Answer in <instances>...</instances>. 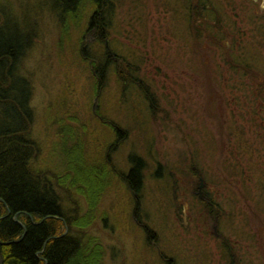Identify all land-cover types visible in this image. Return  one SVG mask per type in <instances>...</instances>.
<instances>
[{
  "label": "rangeland",
  "instance_id": "1",
  "mask_svg": "<svg viewBox=\"0 0 264 264\" xmlns=\"http://www.w3.org/2000/svg\"><path fill=\"white\" fill-rule=\"evenodd\" d=\"M33 1L7 3L25 13ZM191 2L199 29L190 0H117L108 47L117 66L98 96L80 53L94 39L80 43L84 30H72L61 42L42 9L23 65L32 135L58 164L60 126L70 123L86 166L105 175L86 232L99 264H264V0ZM127 68L133 81L123 86L116 74ZM134 154L144 163L139 197L123 180ZM86 200L75 197L79 216Z\"/></svg>",
  "mask_w": 264,
  "mask_h": 264
},
{
  "label": "trees",
  "instance_id": "2",
  "mask_svg": "<svg viewBox=\"0 0 264 264\" xmlns=\"http://www.w3.org/2000/svg\"><path fill=\"white\" fill-rule=\"evenodd\" d=\"M116 2L34 0L23 13L14 12L7 0H0V264L100 263V246L86 232L101 193V177L105 175L100 176L99 166V170L86 166L84 143L70 123L60 126L66 131L64 135L59 134L63 137L56 150L61 163L54 164L49 158L41 157L42 149L32 135L34 85L23 65L35 48L39 19L46 7L60 27L61 42L72 30H84L80 43L85 36L94 39L80 53L83 60L87 56L85 62L92 68L91 78L98 96L106 81L107 69L117 66V57L108 51ZM188 4V15L194 9L198 18L201 7L192 6L191 0ZM89 51L95 54L89 55ZM121 70L116 76L124 86L133 80L129 78V68ZM113 130L116 141H121L122 130L115 125ZM128 160L130 168L123 180L132 194L139 197L144 163L135 154ZM77 196L88 199L86 202L90 205L83 216L75 211ZM208 209L211 213L214 211ZM224 249L228 251L225 246Z\"/></svg>",
  "mask_w": 264,
  "mask_h": 264
},
{
  "label": "flooded vegetation",
  "instance_id": "3",
  "mask_svg": "<svg viewBox=\"0 0 264 264\" xmlns=\"http://www.w3.org/2000/svg\"><path fill=\"white\" fill-rule=\"evenodd\" d=\"M198 11H199V9H196V12H198ZM194 12H195V10L194 9H191L190 16H191V20L193 22L195 21ZM193 22H192V25L194 24ZM197 22H198V24H196V27L198 28L200 26V24H201V21H200L199 18L197 19ZM199 182H200V180H199ZM202 199H203V204L204 205H206L207 207L211 208V210H215V205L211 202V200H209V198H207L206 196H204V197L202 196ZM216 211H217V209H216Z\"/></svg>",
  "mask_w": 264,
  "mask_h": 264
},
{
  "label": "bare ground",
  "instance_id": "4",
  "mask_svg": "<svg viewBox=\"0 0 264 264\" xmlns=\"http://www.w3.org/2000/svg\"><path fill=\"white\" fill-rule=\"evenodd\" d=\"M67 233V229L65 230V233H64V235Z\"/></svg>",
  "mask_w": 264,
  "mask_h": 264
},
{
  "label": "water",
  "instance_id": "5",
  "mask_svg": "<svg viewBox=\"0 0 264 264\" xmlns=\"http://www.w3.org/2000/svg\"><path fill=\"white\" fill-rule=\"evenodd\" d=\"M203 187V185L201 184V186H200V189Z\"/></svg>",
  "mask_w": 264,
  "mask_h": 264
}]
</instances>
